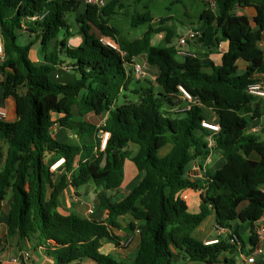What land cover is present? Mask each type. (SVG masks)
<instances>
[{"label": "trees", "instance_id": "obj_1", "mask_svg": "<svg viewBox=\"0 0 264 264\" xmlns=\"http://www.w3.org/2000/svg\"><path fill=\"white\" fill-rule=\"evenodd\" d=\"M201 1L213 9L201 12L205 27L188 43L210 50L226 41L217 65L196 55L177 60L174 31L164 25L169 18L155 25L149 10L137 12L120 0L102 7L83 3L76 17L82 41L74 46L66 38L73 30L67 15L80 0H0V91L13 99L15 111L12 121L0 118V212L7 200L6 236L43 249L53 264H218L221 254L233 253L237 245L229 236L206 244L192 234L213 214L216 225L238 239L235 227L248 225V243L256 245L264 210V139L247 131L257 112L246 88L255 76L264 77V48L258 44L264 35V0ZM237 8L253 14L249 18ZM118 12L129 17L132 27L148 25L141 37L127 39L110 25V16ZM159 33L161 41L152 42ZM22 34L27 35L23 45L17 43ZM101 36L113 39L119 50L100 42ZM37 41L42 62L34 65L29 56ZM142 55L158 71L153 82L131 88L140 79L133 78L130 65ZM238 60L246 62L241 74ZM57 68H68L73 80L52 81L49 73ZM180 97L187 108L176 109ZM205 109L216 115L219 131L201 125L209 119ZM87 114L103 116L102 123L83 119ZM55 123L73 132L75 141H58L51 130ZM131 144L137 145L134 154ZM212 149L221 153L222 166L203 178L188 176L190 164L207 158ZM126 159L140 178L114 201L109 192L120 186ZM88 184L106 217L60 215L62 192ZM185 189L204 191L197 213L176 195ZM124 216L131 219L125 226L119 220ZM114 229L138 230L130 263L100 251L103 241L118 245Z\"/></svg>", "mask_w": 264, "mask_h": 264}, {"label": "crops", "instance_id": "obj_2", "mask_svg": "<svg viewBox=\"0 0 264 264\" xmlns=\"http://www.w3.org/2000/svg\"><path fill=\"white\" fill-rule=\"evenodd\" d=\"M80 7V6H78ZM77 7V8H78ZM78 13V11H77ZM252 16V15H251ZM249 17V16H248ZM250 18V17H249ZM82 41V38L74 36L70 40L67 39V42L70 46L78 45ZM39 42H36L33 46H38ZM175 44V43H174ZM262 48H264V35L263 40H260L258 43ZM189 45V52H185V54L188 55H196L199 57L204 63L212 62L213 64L217 65L220 62L221 54L226 50V41H221L219 45L216 48L207 50L203 48L200 44H197L196 42L188 43ZM32 46V47H33ZM180 55V54H179ZM181 57L183 55H180ZM145 58V57H144ZM39 58H36V61L39 62ZM246 67V62L243 60L237 61V74H241L244 72ZM146 74L149 73L150 77L144 76L141 79H144L143 85H146V81H154L157 70H155L154 67H146V64L144 66ZM205 71H209L205 68ZM239 71V72H238ZM65 73L68 74V76L65 78ZM71 71L68 69H62L57 68V71L55 73V76L57 79L61 82H65L66 79L74 78V74L70 77ZM70 74V75H69ZM0 75V79H1ZM62 78V80L60 79ZM140 86V85H139ZM135 84L133 83V86L131 84V88H135ZM178 104L176 109L188 107V103L182 98H177ZM176 102V100H175ZM0 110L5 111L7 114L6 120L12 121L15 119V111H14V101L12 98H4L0 91ZM178 109L177 111H179ZM252 112H257L255 119L250 121L247 126V131L255 135L261 139H264V97H255L252 102ZM205 114L209 118V121H214L216 119V115L208 110L205 109ZM58 116H54L56 119ZM95 117L93 114H87L84 116L83 119L92 122L96 125H99L97 122L91 121V118ZM101 117V123L103 121V116ZM78 118V117H77ZM215 122V121H214ZM100 123V124H101ZM53 136L58 139L60 138L61 141L64 142H74L76 135L71 132L67 131L64 128L60 127L56 123L52 127ZM137 148L132 145L129 146V151L134 154L136 152ZM223 157L221 153L215 149H212L207 156V158L203 160H196L193 164L191 163L187 175L194 178H203V175L205 172H213L216 169H218L223 164ZM140 178V174L137 171L134 163L126 159L124 162V173L123 178L121 181V184L118 188L113 189L109 192V194L112 196V199L114 201L120 200L127 192L128 190L138 181ZM261 189L264 191V184L260 185ZM121 189H124L125 191H122ZM204 191L202 189H185L181 190L176 193L177 196L182 198L187 206L188 210H191L193 213H197L199 211V204L201 202L200 195H202ZM7 207V200H4L1 204V212H0V261L2 264H23L20 261H13V257L18 255L20 251H23L25 249H29L31 253V260L34 264H53V259L49 257L43 249L41 248H32L29 244V242L25 241L24 243H18L17 239L14 237L6 236V226L4 223L5 219V212ZM57 209L59 211L63 212H72L77 214L80 217L88 218V219H95V220H103L106 217V210L99 208L97 206V202L95 200V193L93 190V187L88 184L84 187L78 188L77 190H74L71 186H68L61 194L58 200V207ZM121 224L123 226L126 225L127 222H129L131 219L128 216H124L119 218ZM233 226H236V223H232ZM259 226H264V210L261 216V219L258 222ZM236 230L240 235V231L243 234L247 235L248 240V232L249 227L246 224H239L235 227ZM195 231H197L199 240L206 242L211 241L217 237V230H216V223H215V217L213 214L208 215L201 224L195 228ZM113 234L119 238L118 245H115L114 242L111 241H103L101 243L100 251L102 250L104 253L113 254L116 256L119 260H131L132 256L135 255V252L137 250L138 241H139V234L136 231H133L131 233H126L123 230H113ZM193 234V233H192ZM128 242L126 243V241ZM261 244L263 246V253L259 256H257V264H264V235L261 241ZM30 246V247H29ZM251 246L248 247L245 246V243L243 242L242 238L239 239V244L236 247L235 251L231 254V257H228L226 253L221 254L220 256V262L218 264H242L243 257L246 254V251L249 250ZM238 255L239 256V262L235 261L234 257ZM231 261H234L233 263ZM186 264L188 262H179L177 264ZM205 264V263H200Z\"/></svg>", "mask_w": 264, "mask_h": 264}, {"label": "rangeland", "instance_id": "obj_3", "mask_svg": "<svg viewBox=\"0 0 264 264\" xmlns=\"http://www.w3.org/2000/svg\"><path fill=\"white\" fill-rule=\"evenodd\" d=\"M110 0H105V2H109ZM123 3L130 4L131 7L130 9L135 8V11L137 12H143L145 10H149L152 14V17L154 18V23L155 25L158 24L159 20L161 18H169L168 20L164 21V25L170 27L174 31V36L172 38L173 43H177L178 38L182 36L188 29L190 28H195L197 29L200 33L205 27L206 20H201L199 18L201 12L205 8H211L212 6L210 5L209 1L207 3H203L201 0H120ZM80 7L77 8L76 11L69 12L67 17L69 19V22L73 26V30L71 31L70 36H67L66 38L70 40L74 36L82 38V35L79 34L78 28H79V23L76 21V17L78 14L82 13L84 11V4L81 2ZM78 11V13H77ZM237 13H244L247 16L251 17L253 14L252 9H236ZM109 23L110 25L114 26L115 28L118 29V31L127 39H134L141 37L144 31L147 29L148 25L147 24H141L137 27H132L130 25V20L129 17L124 16L121 12H118L109 18ZM95 34V36L98 37V32L96 31L95 28H92V30ZM90 31V32H91ZM163 33L155 34L152 38V42L157 43L160 42L162 39ZM27 35L22 34L17 36V43L23 45L26 40H27ZM62 35H59V38H61ZM260 40H263V36H261ZM38 42V41H37ZM39 44V43H38ZM191 44V43H190ZM198 44V43H197ZM183 51L189 52V45L185 44L181 47ZM30 60L34 65H39L42 62V53L40 49V44L38 46H33L30 52ZM36 58H39V62L36 61ZM177 60H181V56L177 53L176 55ZM137 61H141L146 64V67H154L155 70H157L156 66L149 65L146 63L144 56H138ZM145 66V65H144ZM205 70V69H203ZM239 72V71H238ZM70 75V74H69ZM73 74L71 73L70 77ZM68 76V74L65 73V78ZM146 76L150 77V74L147 73ZM49 78L52 81H56V76L55 72H50L49 73ZM62 80V78H60ZM72 78L66 79V81H72ZM58 81V79H57ZM140 83L135 84V86L143 85L142 82H144V79H140ZM133 86V85H132ZM130 96L132 95L131 93H128ZM132 98V97H131ZM118 102H120V99H118ZM101 117L100 116H95L91 118V121L101 123ZM58 141H61L60 138L57 139ZM132 145V144H131ZM134 147L137 148V145L133 144ZM122 191H125L124 189H121ZM57 212L62 215H70L72 212H63L59 211L57 209ZM190 213H193L191 210H189ZM77 215V214H76ZM241 238L243 242L245 243V246L248 247L249 243L247 240V235L243 234L240 231ZM193 236L195 238H199L197 231H193ZM218 236V235H217ZM102 253H104L101 250ZM136 253V252H135ZM228 257H231L232 253L230 252H225ZM111 256L115 257L113 254ZM134 255L132 256V258ZM131 258V259H132ZM235 261L239 262V256L236 255L234 257ZM126 263H130V260H124ZM183 264V263H181ZM186 264H200L199 262H188Z\"/></svg>", "mask_w": 264, "mask_h": 264}, {"label": "built area", "instance_id": "obj_4", "mask_svg": "<svg viewBox=\"0 0 264 264\" xmlns=\"http://www.w3.org/2000/svg\"><path fill=\"white\" fill-rule=\"evenodd\" d=\"M84 4H92L96 5L98 7H102L105 5V0H80ZM212 6V5H211ZM213 9V6H212ZM200 35V32L195 29V28H190L188 29L184 34H182L181 37L178 38L177 43L175 44V47L177 49V53L180 55H188L185 54V52L181 49V47L185 44H188V42L195 40L198 36ZM99 41L102 43H105L109 45L110 47L119 50L118 44L111 38L101 36L99 37ZM0 52H1V43H0ZM121 54H123L122 51H120ZM145 63L141 61H137V58H133L132 63L130 65L131 69V74L133 78L135 79H141L146 75L145 69H144ZM68 69V68H66ZM183 92V97L190 99V95L184 91L181 88ZM246 91L248 94L252 95L254 98L255 97H264V77L262 75H257L254 77V81L249 83L247 85ZM7 114L5 111L0 110V118L6 119ZM201 125L207 129H209L211 132H216L219 131V125L217 122L209 121L207 119H204L201 121ZM53 127V126H52ZM52 129V128H51ZM105 138H106V133H104L103 140L101 143V148H104L105 144ZM209 145L213 146V139H209ZM62 162V159L58 161L57 163L53 164L51 166L52 169H55L60 163ZM195 161L192 162V164ZM216 230H217V237L211 241H206L205 243H212V242H217V239L219 236L226 237L229 236V240L231 243L236 244L238 246L239 244V239L237 238V235L231 231H229L225 227H220L216 225ZM138 233V230H135ZM256 233L258 235V241L255 246L250 247L251 251L243 257L242 264H257V256L261 255L263 253V246L261 244L263 235H264V226H259L256 229ZM128 240L126 241V243ZM13 261H20L23 264H34L31 260V253L29 249H25L23 251H20V253L16 256L13 257Z\"/></svg>", "mask_w": 264, "mask_h": 264}]
</instances>
